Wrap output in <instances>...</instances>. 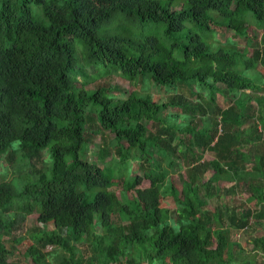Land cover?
<instances>
[{"label": "trees", "instance_id": "1", "mask_svg": "<svg viewBox=\"0 0 264 264\" xmlns=\"http://www.w3.org/2000/svg\"><path fill=\"white\" fill-rule=\"evenodd\" d=\"M253 25L264 29V0H0V173H13L0 181V264H251L231 232L254 218L264 229V95L253 96L264 84L236 65L264 55ZM109 68L145 82L144 93L86 88L89 69ZM218 93L233 103L220 108ZM101 132L113 153L99 165L82 153ZM188 151L181 168L173 156ZM204 151L214 157L201 161ZM244 187L241 207L214 204ZM28 216L37 232L15 242L25 262L10 261L4 238ZM250 243L264 259V235Z\"/></svg>", "mask_w": 264, "mask_h": 264}, {"label": "rangeland", "instance_id": "2", "mask_svg": "<svg viewBox=\"0 0 264 264\" xmlns=\"http://www.w3.org/2000/svg\"><path fill=\"white\" fill-rule=\"evenodd\" d=\"M32 10L36 11L38 8L36 7L35 4H32ZM114 29L117 28V25L114 24L113 26ZM251 34L256 36V40L258 42V47H261V45L264 43L263 42V38L261 39L263 33H264V29H256V26L253 25V28L250 31ZM231 38L233 40H235L238 45H246V41L245 38L242 36H235L232 33H218V38L220 41H224L227 38ZM248 49L251 50V46H248ZM243 60H248L247 57H243L242 55H240V58H238V61H236V65H237V70L238 72L243 75L244 77H247L249 80L252 81V83H256L258 85L260 84H264V79L262 77H260V73L259 70L263 69L264 70V55L262 56V54L260 55V57L256 60L258 64L257 66H250L248 69H246L244 67L245 62ZM260 68V69H258ZM93 72V75L91 76L90 80H87V84L85 85L86 88L87 87H91L94 83H99V84H103V85H112L114 88V92L113 93H117L119 95H121L123 92L127 91V92H132V91H137L139 93H144V88H143V82L142 80H138L136 82H132L130 80L125 79L122 75H120L119 72H114L113 69H99L96 73H94L93 70L89 69L88 70V74H91ZM100 74H104V75H99ZM109 73V74H107ZM107 74V75H106ZM260 77V78H259ZM184 88H186V90L184 91ZM107 90H109V88H107ZM190 90H194L193 86H189V90L186 86H184L183 88H181V94L184 95V97H186V99L189 101V103L192 106H196L201 100L198 99L196 92L192 91V94H190ZM260 92L256 93L254 92L253 96L256 98L260 99V96L264 95V85H261V88L259 90ZM150 92L153 94H156V87L154 86V84H150L148 90L146 88V93ZM248 94H252V92H250L249 90L245 91ZM106 96H109V94H106ZM169 97H171L169 94H164L162 96V101H167L169 100ZM232 95L230 94H224V93H218L217 95V105L222 108V109H226L228 108L229 105H231L233 103L232 101ZM202 103V102H201ZM253 106L256 107V101L255 99H253V102L251 103ZM254 111V110H253ZM199 115H196V120L198 119ZM253 119L250 120L249 125L252 124ZM163 124H148V127L150 128V130L155 131L160 127H163ZM259 128V127H258ZM97 125L95 123V120L92 121V126H91V130H97ZM219 130V128H215V130ZM111 135L107 132H101L98 135H89V137L87 138V142L88 145L85 144L86 148L84 149L85 151L82 153L83 157H87L88 160L96 162L97 164H103L105 161H109L111 156V153H113V146H112V142L113 140L111 139ZM263 137H264V132H263ZM187 145V144H185ZM248 145V144H247ZM246 145V147H247ZM18 147V143L17 141L13 143L12 147H9V149H13V148H17ZM47 151V160L45 161H51V157H50V153L47 149H43ZM103 152L106 153L105 155H102L100 157L99 152ZM11 153V152H10ZM5 154L4 155V160L6 157L9 156V154ZM199 153H201V151L199 150ZM188 159L185 160L184 157H182L181 155L175 154L173 156L174 159H176L178 162H180L181 168H184L185 165L190 164V161H192L191 157L193 156L192 152L188 151ZM212 157H214V154L212 152H205L202 154V159L201 161H205L208 159H211ZM42 158L43 156H41L38 159L33 158L34 160H36V164L39 166L42 163ZM198 160V159H197ZM136 166V162L133 163ZM248 166H250V164H248ZM5 164L2 166H0V172L4 169ZM138 173H141L140 169L137 170ZM183 172L184 170H182L179 173L174 174L175 177V181H177L180 177L183 176ZM213 175V171L212 170H207L205 172V178L204 180H207L208 178H211V176ZM13 176V173L11 172V170H9L8 175H6L5 177L1 176L0 173V181H2L3 179L5 180H9L11 179ZM234 182L228 183L226 181H221L218 184H223L222 187H227L231 184H233ZM119 189V188H117ZM199 195L202 196V191L200 189ZM247 196V189L244 187L242 188L241 193L238 192V194L236 195H224L222 197V199H215L213 198V202L215 205H218L221 207V209H224V205L225 204H233L234 207L237 208L241 207L243 204V201L245 200ZM212 200V198L210 199V201ZM247 208L251 209V210H258V206L256 205V203H251V204H247L246 205ZM20 222L17 230L15 231L14 235L5 237V244L6 247H8L10 253H11V257H10V261L13 262H17V263H23L25 262V257L23 255V251L25 246H16L15 242L23 239H27L30 236V233H35L37 232V230H34V224H35V217L34 216H28L23 222H21V219L18 220ZM225 222L227 223V220L225 218ZM42 226V225H41ZM253 228V229H252ZM252 228H250V230H247L246 232H243L239 235V237H236L235 234L239 233L237 232V230H233L231 232V240L233 242H235V244H237V246L234 247L236 254H241L246 256V260L247 261H251V264H263L264 259L261 256L260 253L254 252L252 251V245L250 243V239L252 237H259L264 235V229L262 224L259 225L257 224V222H255V218H254V223ZM49 244L43 248L44 251L50 250ZM55 249V247H54ZM53 262H56V260H52ZM115 264V263H112Z\"/></svg>", "mask_w": 264, "mask_h": 264}]
</instances>
